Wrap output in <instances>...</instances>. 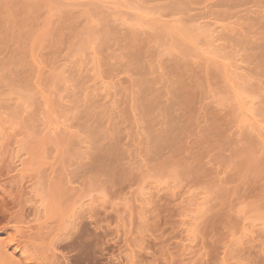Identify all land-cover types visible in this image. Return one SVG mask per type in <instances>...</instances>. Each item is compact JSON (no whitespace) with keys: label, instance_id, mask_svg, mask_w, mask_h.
<instances>
[{"label":"rangeland","instance_id":"obj_1","mask_svg":"<svg viewBox=\"0 0 264 264\" xmlns=\"http://www.w3.org/2000/svg\"><path fill=\"white\" fill-rule=\"evenodd\" d=\"M0 216V264H264V0H0Z\"/></svg>","mask_w":264,"mask_h":264},{"label":"bare ground","instance_id":"obj_2","mask_svg":"<svg viewBox=\"0 0 264 264\" xmlns=\"http://www.w3.org/2000/svg\"><path fill=\"white\" fill-rule=\"evenodd\" d=\"M136 8V7H135ZM137 9V8H136ZM218 26V25H217ZM209 33V32H208ZM209 36V35H208ZM215 42V41H214ZM213 43V42H212ZM213 46H215V45H213ZM64 77V76H63ZM63 81V80H62ZM242 81V80H241ZM249 112H250V110H249ZM254 113V112H253ZM147 195V194H146ZM146 199V198H145ZM41 200V199H40ZM0 217H3V216H0ZM4 218V217H3ZM16 237V236H15ZM18 237V236H17ZM12 238H14V236L12 237ZM11 237H10V239L8 238V240H9V242H14L15 240L14 239H12ZM17 239V238H16ZM8 240H7V242H8ZM19 240V239H18ZM7 244H9V243H7ZM12 244V243H11ZM0 254H1V251H0ZM5 254V253H4Z\"/></svg>","mask_w":264,"mask_h":264}]
</instances>
